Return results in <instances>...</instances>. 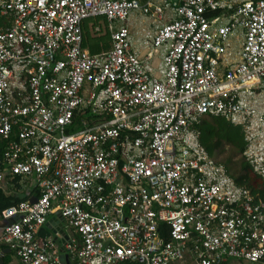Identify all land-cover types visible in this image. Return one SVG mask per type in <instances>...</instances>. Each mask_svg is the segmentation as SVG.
<instances>
[{
	"label": "built area",
	"instance_id": "obj_1",
	"mask_svg": "<svg viewBox=\"0 0 264 264\" xmlns=\"http://www.w3.org/2000/svg\"><path fill=\"white\" fill-rule=\"evenodd\" d=\"M152 12L137 47L128 22ZM98 17L111 48L92 55ZM0 21V183L40 192L1 213L20 264H62L36 240L55 207L74 264H264V205L196 129L240 127L264 180V0H0Z\"/></svg>",
	"mask_w": 264,
	"mask_h": 264
},
{
	"label": "trees",
	"instance_id": "obj_2",
	"mask_svg": "<svg viewBox=\"0 0 264 264\" xmlns=\"http://www.w3.org/2000/svg\"><path fill=\"white\" fill-rule=\"evenodd\" d=\"M106 25L107 22L104 17L85 20L82 23V48L92 55L109 50L111 48V40L110 34L105 29ZM98 26L101 28L100 33H95L94 29ZM75 120H78V117ZM196 129L200 145L213 159L223 155L227 149L232 152L233 157L239 156L240 160L236 165L234 173L230 169L231 159L225 160L223 163L224 167L237 185L250 190L253 204L264 205V180L254 172L252 166L243 157L246 142L242 129L233 125L225 118L211 115L206 116L196 126ZM4 147L5 142L0 141V155H2ZM16 179L18 180V178ZM21 201H26V199L8 198L0 190V215L5 209L15 206ZM76 243L79 246L80 239L77 236ZM117 264L137 263L123 261Z\"/></svg>",
	"mask_w": 264,
	"mask_h": 264
},
{
	"label": "crops",
	"instance_id": "obj_3",
	"mask_svg": "<svg viewBox=\"0 0 264 264\" xmlns=\"http://www.w3.org/2000/svg\"><path fill=\"white\" fill-rule=\"evenodd\" d=\"M144 2V0H141ZM129 31L133 39L135 40V44L137 47L141 48L143 43V33H151L154 29L153 22L149 17H142L139 14L134 15L130 21L128 22ZM231 42L235 44V46H239V43H242V37L238 36V38H231ZM148 51H143L142 54L146 55ZM155 65L160 62V59L157 55H155ZM8 173V172H7ZM6 173L5 180L0 183V190L3 194L8 198H19L26 199V201L33 203L37 200L40 192L38 187L36 186V181L34 179H27L25 181H21L19 178H12L9 174ZM15 219L6 220L0 215V264H20L19 260L16 258L15 254L8 248L4 243L1 242V237L4 231V228L11 222H14ZM64 232V234L68 237L69 241H73L76 237L72 233L71 229L67 228L61 220L59 208L55 207L54 210L48 215L47 223L44 227L40 228L38 233L36 234V240L39 242L41 246L49 253H55L59 258L60 262L62 261L61 256L63 257L62 264H74L75 259L67 252L62 251L63 247L62 243H58L54 240V236L49 229V227H59ZM48 226V227H47ZM48 240L50 242H54L55 244L53 248L50 247Z\"/></svg>",
	"mask_w": 264,
	"mask_h": 264
},
{
	"label": "rangeland",
	"instance_id": "obj_4",
	"mask_svg": "<svg viewBox=\"0 0 264 264\" xmlns=\"http://www.w3.org/2000/svg\"><path fill=\"white\" fill-rule=\"evenodd\" d=\"M162 17H163L162 21H168V16H167L166 13H163ZM149 18L151 19L152 22H154L155 20L156 21L158 20V15H156V14H154V12H152L151 15L149 16ZM216 159L220 163H224L225 160L231 159L232 162L230 164V169H231V172H233V173L235 172L236 165H237V163L240 160L239 156L233 157L232 156V152L229 151L228 149L225 151V153L223 155L217 156ZM61 259L63 261V257L62 256H61Z\"/></svg>",
	"mask_w": 264,
	"mask_h": 264
},
{
	"label": "water",
	"instance_id": "obj_5",
	"mask_svg": "<svg viewBox=\"0 0 264 264\" xmlns=\"http://www.w3.org/2000/svg\"><path fill=\"white\" fill-rule=\"evenodd\" d=\"M49 229L51 230L53 236L55 237L54 240L58 243L63 244V247L61 248V252L64 251L65 244L69 242V239L64 234V232L61 230L60 224H59V227H54V228L49 227Z\"/></svg>",
	"mask_w": 264,
	"mask_h": 264
}]
</instances>
